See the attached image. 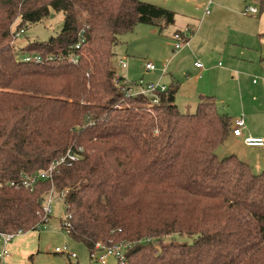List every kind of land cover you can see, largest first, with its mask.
Wrapping results in <instances>:
<instances>
[{"label":"trees","instance_id":"trees-1","mask_svg":"<svg viewBox=\"0 0 264 264\" xmlns=\"http://www.w3.org/2000/svg\"><path fill=\"white\" fill-rule=\"evenodd\" d=\"M53 12L64 14L56 37L18 46L21 30ZM175 18L141 0H0V232L38 231L55 189L66 192L70 238L90 255L99 244L150 239L128 264H264V170L217 154L232 118L205 96L185 114L176 83L151 105L128 94L138 81L115 67L122 36L140 24L162 32ZM69 150L77 162L33 191L21 186Z\"/></svg>","mask_w":264,"mask_h":264},{"label":"rangeland","instance_id":"rangeland-1","mask_svg":"<svg viewBox=\"0 0 264 264\" xmlns=\"http://www.w3.org/2000/svg\"><path fill=\"white\" fill-rule=\"evenodd\" d=\"M141 1L166 8L158 0ZM179 21L182 26L186 24L182 18ZM63 25L64 14L53 12L41 23L26 27L25 34L17 36V44L22 47L33 41L46 42L51 37H56ZM198 25L199 23L196 26ZM138 26L132 33L122 36L115 47L114 62L120 76L126 75L130 82L143 80L146 81L145 83L148 81L157 83L160 80L158 71L167 65L168 74L164 76L161 83L168 87L173 83L179 85L176 105L182 112L193 114L197 109L200 96L212 97L216 100L218 113L227 114L234 120L244 117L245 129L248 128L264 139V60L252 64L244 61L245 63L237 66L231 64L228 56L225 58L216 53L210 58V63L201 59L199 62H202L204 68L197 69L194 63L199 57L194 58L192 55L196 53H192L188 48L180 52L174 49L173 31L179 26L178 24L171 25L162 32L157 28L156 34H152L153 27L149 25L140 24ZM160 45L161 48H159ZM157 49L164 52L162 56ZM234 51L237 54L243 51L246 55H250L247 48ZM124 58L129 64L128 69H123L118 64V60ZM148 62L155 64L158 71L146 73L145 65ZM232 139L229 138L217 150L219 159L235 155L249 164L255 174L263 172L264 148H243ZM65 214L63 201L57 199L53 203V214L46 227L15 236L14 241L23 237L26 240V248H34V252L26 256L24 264H100L91 259L90 252L84 244L72 240L62 227ZM174 240L180 243H192L194 239L189 236H176ZM64 247H68L66 253L56 252L57 248L63 249ZM68 253H75L77 257L71 258ZM10 254L15 258L21 257L12 252ZM9 258L0 260V264H12L7 262ZM14 264L23 263L16 260ZM108 264H118V262L111 257Z\"/></svg>","mask_w":264,"mask_h":264},{"label":"crops","instance_id":"crops-1","mask_svg":"<svg viewBox=\"0 0 264 264\" xmlns=\"http://www.w3.org/2000/svg\"><path fill=\"white\" fill-rule=\"evenodd\" d=\"M158 1H160L162 5L168 10L176 14L174 25L176 26V24H178L179 26L175 29V31H173V36L175 35V33L179 31H184L186 29H189L191 31L190 34H188V37H186V39L188 38L190 40V44L186 48L192 51V53H196V55H192L194 58L199 57L198 59H196L197 62H199L201 59H204L205 61H208L210 63V58L216 53L225 58L229 57L228 59L230 60L231 64L237 66L245 62L252 64L264 60V0ZM247 7L257 8L259 10L258 14L244 16L242 14V11ZM208 10L209 14H207ZM181 18L184 19L186 22L184 26H182L181 21H179V19ZM197 23H199L198 26H196ZM156 31L157 28L153 27V31L151 32L152 34H156ZM161 47L162 46L160 45L159 48ZM153 48H156V46H153ZM240 48H247L249 50L250 55H246V53H243V51L240 54H237L236 51H234ZM157 52H159L161 56L164 53L162 50L158 49ZM125 60V58L118 60V64L120 67H122L120 62L124 61L126 63V66L122 68L128 69L129 64ZM219 65H221V63ZM155 71H158V68ZM155 71L148 72L145 69V72L148 74H150V72ZM158 72L160 73L159 81L161 82L163 81L164 76L168 73H166L162 77L161 70H159ZM176 73H178V71ZM120 77H124L128 82H130L127 79L126 75H121ZM135 82H137V80ZM147 83L154 82L148 81ZM200 101L198 102V105L200 104ZM186 114H192V112H187ZM235 120L232 119V122H234ZM247 129L248 128H246L243 132V139L236 138L235 136H231L230 138H233V142L240 144L243 148H264V146L249 147L245 145V143H243L245 137L252 136L257 138H263L260 135H255L253 131ZM20 238L21 239L17 241H12L10 243L9 251L21 257L15 258L13 256V259V257L11 256L7 260V262L9 263L14 264L17 260L18 262H22L24 264L26 256L34 252V248H26V240L23 237ZM0 246H2L1 241Z\"/></svg>","mask_w":264,"mask_h":264},{"label":"built area","instance_id":"built-area-1","mask_svg":"<svg viewBox=\"0 0 264 264\" xmlns=\"http://www.w3.org/2000/svg\"><path fill=\"white\" fill-rule=\"evenodd\" d=\"M259 10L257 8L253 7H247L242 11V14L244 16H251V15H256L258 14ZM207 14H209V10L207 11ZM190 30L186 29L184 31H179L175 33L173 36V40L175 42L174 44V49L176 52H180L184 50L186 47L189 46L190 40L186 37H188V34H190ZM25 34L24 30H21L18 35ZM83 42V41H82ZM81 43L77 45L75 48L79 49ZM77 58L73 57L71 58V61L76 62ZM24 62H33V63H40L42 61L41 57L39 56H25L23 57ZM120 64L122 67L126 66V63L124 61H121ZM195 66L198 69H203L204 66L201 62L195 63ZM146 71H155L157 70V66L153 63H147L145 66ZM162 72V77L167 73V65L164 66V69L161 70ZM256 83V82H255ZM168 86H165L161 84L159 81L158 83H145L144 81H139L135 85L129 86L128 87V94L129 95H141L145 96L150 99L151 105H158L159 104V94L167 91ZM246 127V121L244 117H241L239 119H236L233 124L232 128V134L236 138H242L243 137V132ZM244 143L249 146V147H263L264 146V139L262 138H257V137H245L244 138ZM79 157L73 153L72 151H68L65 157L61 158L56 164H53L48 171H43L35 175H23L21 178V186H23L25 189H28L30 191H33L37 184L40 181L44 180H49L52 178V173L61 165H67L71 166L74 162H77ZM10 186L12 187H18V184L15 182L10 183ZM4 187V183L0 180V188ZM68 193V192H67ZM66 192L63 194H59L56 192L55 189H52L47 196L45 197L43 201V208H42V213H43V223H41L38 226V230H41L43 226L46 227L47 223L50 221L51 216L53 214V203L55 200L59 199L61 201L65 200ZM65 206V218L62 223V227L65 228L67 233L71 230V219L72 216L70 213L67 212L66 210V205ZM16 234H8V233H3L0 232V241L2 243L1 250H0V260L9 258L11 256L10 251H9V245L12 241H14ZM149 240L145 242H149ZM143 241L139 242H120L117 244H111L109 246L107 245H102L99 244L96 247V250L91 254V259L96 260L100 264H108V260L113 257L117 260L118 264H128V254L129 252L138 244H143L145 243ZM68 251V247H64L63 249L57 248L56 252L57 253H66ZM68 255L71 258H76L77 255L75 253H68Z\"/></svg>","mask_w":264,"mask_h":264}]
</instances>
